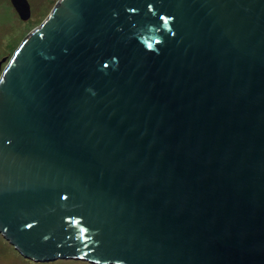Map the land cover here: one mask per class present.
<instances>
[{"label": "water", "instance_id": "1", "mask_svg": "<svg viewBox=\"0 0 264 264\" xmlns=\"http://www.w3.org/2000/svg\"><path fill=\"white\" fill-rule=\"evenodd\" d=\"M0 234L39 261L264 264V0H58L0 76Z\"/></svg>", "mask_w": 264, "mask_h": 264}, {"label": "rangeland", "instance_id": "2", "mask_svg": "<svg viewBox=\"0 0 264 264\" xmlns=\"http://www.w3.org/2000/svg\"><path fill=\"white\" fill-rule=\"evenodd\" d=\"M31 17L21 19L10 0H0V76L25 36L50 14L58 0H29ZM0 264H98L78 258L39 261L22 255L0 234Z\"/></svg>", "mask_w": 264, "mask_h": 264}]
</instances>
